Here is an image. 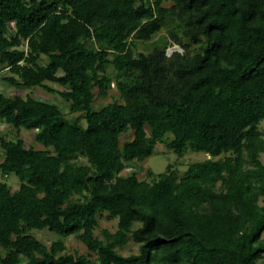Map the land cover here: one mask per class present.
<instances>
[{"label":"trees","instance_id":"obj_1","mask_svg":"<svg viewBox=\"0 0 264 264\" xmlns=\"http://www.w3.org/2000/svg\"><path fill=\"white\" fill-rule=\"evenodd\" d=\"M3 70L79 115L0 92V123L45 147L0 130V171L21 180L0 179V264H263L264 0H0ZM113 84L120 99L96 108ZM158 142L209 157L122 174ZM105 213L118 228L101 237ZM44 229L60 237L31 232ZM70 235L90 253L67 252Z\"/></svg>","mask_w":264,"mask_h":264},{"label":"rangeland","instance_id":"obj_2","mask_svg":"<svg viewBox=\"0 0 264 264\" xmlns=\"http://www.w3.org/2000/svg\"><path fill=\"white\" fill-rule=\"evenodd\" d=\"M166 5H169L167 3ZM140 49H144V46H141ZM175 50L183 51V49L177 47V44H173L168 47L167 53L170 55ZM43 62H48L47 57H43ZM110 72L113 74L115 70L113 67L110 68ZM8 70H3L0 73V92H3L7 95H15L20 94L22 96H26L31 94L33 97L38 99H43L46 101H52L57 103L62 107L64 112L69 118H73L79 113H72L69 109L68 101H66L61 94L58 92H50L43 87H26L24 85H12L4 80V76L8 75ZM52 87L62 90L64 87L58 83L48 82ZM98 90L96 89V95ZM115 99H120V94L115 85L113 84L109 95L107 97L97 98L95 101V107L100 108L101 106L108 104L109 102L114 101ZM122 100V99H121ZM261 128L264 129V122L261 124ZM0 130L1 134H3L7 139H17L19 136L24 138L25 145L27 147H34L37 149L45 148L44 145L38 142L36 139V131L34 130H27L23 129L21 132H18L14 127L9 126L7 123H0ZM133 136V131L128 130L122 136L123 140L131 139ZM205 157H209L206 155L205 152H196V151H188L183 156H179L174 150L167 148L165 143L158 142L155 147V153L150 157L144 160H135L131 164L127 166V168L122 172L123 175H127L130 173H136L138 177L142 179L152 180L150 175L151 172L155 173L158 177L160 174L166 172L169 168V165H173V167L178 170L180 175H183L187 169L189 168L190 164L197 161L202 160ZM4 159V150L0 144V162ZM262 159L264 161V153L262 154ZM78 162L80 163H88V159L84 156H80L78 158ZM0 179L6 180L13 190H16L20 187L21 180L19 176L15 173H12L8 176H4L0 171ZM260 204H264V197L260 199ZM118 228V220L110 218L108 214H103L100 216V224L96 229V234L99 236H103V230L109 229L112 232H115ZM33 234L39 237L42 241H44L47 245H51L53 241L60 237L59 234L52 232L48 229L44 230H32ZM65 242L67 246V252L70 253H90L87 246L79 239L77 235H70L65 237ZM0 250H2L0 248ZM120 251L125 254L129 255L134 252L139 251V244L134 242L133 240L130 241L128 245L123 248H120ZM95 257V255H92ZM264 264V259L260 261Z\"/></svg>","mask_w":264,"mask_h":264},{"label":"water","instance_id":"obj_3","mask_svg":"<svg viewBox=\"0 0 264 264\" xmlns=\"http://www.w3.org/2000/svg\"><path fill=\"white\" fill-rule=\"evenodd\" d=\"M177 47L181 48V46H179V45H177ZM181 49H183V48H181Z\"/></svg>","mask_w":264,"mask_h":264}]
</instances>
